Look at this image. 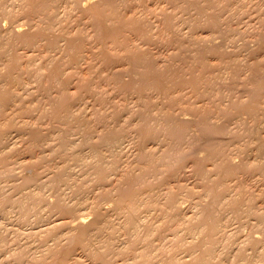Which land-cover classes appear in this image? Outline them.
Segmentation results:
<instances>
[{"label":"rangeland","instance_id":"rangeland-1","mask_svg":"<svg viewBox=\"0 0 264 264\" xmlns=\"http://www.w3.org/2000/svg\"><path fill=\"white\" fill-rule=\"evenodd\" d=\"M12 52L0 264H160L209 246L210 264H264V0H0V82L17 74ZM109 134H123L113 151ZM23 189L39 194L27 219Z\"/></svg>","mask_w":264,"mask_h":264},{"label":"bare ground","instance_id":"bare-ground-1","mask_svg":"<svg viewBox=\"0 0 264 264\" xmlns=\"http://www.w3.org/2000/svg\"><path fill=\"white\" fill-rule=\"evenodd\" d=\"M89 1H91V0H89ZM18 26H21V25H18ZM17 25H16V28L18 27ZM21 28H17L16 30L20 33V31H21V33L20 34H22V35H24L25 36V38L27 39V41L28 42H33L34 41V35L33 34H29V33H27V35H26V32H23L22 33V30H20ZM66 40L68 39V45L66 46L67 47V49L68 50H70V52H72L70 55H71V57L70 58H72V61H75V62H78V60L80 59V57L82 56L81 55V50H80V48H81V42H79V40H75L74 41V39L72 40V38H68V36L67 35H65V37H64ZM81 52V53H80ZM6 54V53H5ZM10 55H11V57H10ZM7 60H8V62H9V66H10V69H13L14 70V72L16 71L17 72V74H18V71H20L21 69H22V64L19 62V57H18V55L14 52H12V53H9V55L7 56ZM11 71V73L10 72H8L7 73V76H6V80H3L2 82H0V113L2 114V112H4L5 110L4 109H6V108H9L10 107V103H11V101L13 100V98H14V93H12L11 91H10V88H9V85H11V84H14V85H18L22 80H21V77H20V73L17 75H14L15 73H12V70H10ZM21 72V71H20ZM22 74V73H21ZM24 90V89H23ZM26 90V89H25ZM65 97H68V95L67 94H65V93H63L62 94V96H61V102H60V106L62 107L59 111H58V113L60 114V115H62L63 116V118H64V122L65 121H69V119L72 117V114H71V112L68 110L69 109V105L68 104H66L65 105V103H64V101H65ZM74 97L71 95L70 96V99H73ZM10 104V105H9ZM12 108V107H11ZM5 113V112H4ZM0 114V115H1ZM5 115V114H4ZM6 116V115H5ZM4 116V117H5ZM6 118V117H5ZM7 120H8V117H7ZM6 122H11V121H6ZM87 123V122H86ZM23 125V124H22ZM85 128V127H84ZM87 128V127H86ZM65 129V128H64ZM63 130V129H62ZM10 131V130H9ZM9 131H6V129L5 128H3L1 125H0V161H3V162H5L8 158H9V156L11 155V153H12V151L14 152L15 150V147H13V145H12V142L10 143V142H7V141H5V138H6V136L7 135H9L8 133H10ZM67 131V129H65L64 130V132H66ZM68 132V131H67ZM66 134V133H65ZM123 135V134H122ZM122 135H116V134H109V135H106L105 137H103V139H102V143L104 144V145H106V146H108V148L107 149H110V150H112L113 151V149H115V147H116V145H117V143H119L120 142V140H122ZM67 137V136H66ZM255 137V136H254ZM33 138H34V142L36 143H38L39 141H41V138H42V136L41 135H39L38 134V132L37 131H35L34 133H33ZM105 138V139H104ZM256 139L258 138V137H255ZM255 139V140H256ZM145 140L146 139H141V143L142 142H145ZM8 143H10L12 146H10ZM65 143H66V141H65ZM102 144V145H103ZM258 144H259V147H263L264 146V137H259V139H258ZM258 144H257V148H259L258 147ZM65 145V144H64ZM100 145V144H99ZM141 145V144H140ZM106 146H104V147H106ZM142 146H143V143H142ZM93 147V146H92ZM141 147V146H140ZM50 148V147H49ZM97 145H94V147L92 148V149H94V150H97ZM111 148H113V149H111ZM261 148H259V149H261ZM46 149H47V147H46ZM48 150V149H47ZM97 151H99V150H97ZM96 151V152H97ZM112 151H110V152H112ZM141 151V150H140ZM95 151H94V153H96ZM262 152V151H261ZM96 154H99V152L98 153H96ZM102 154V153H101ZM21 160V159H20ZM19 160V161H20ZM18 161V160H17ZM16 161V162H17ZM254 161V160H253ZM256 161V160H255ZM22 162V161H21ZM20 162V163H21ZM6 163V162H5ZM14 163V162H13ZM17 163H19V162H17ZM201 163V162H200ZM199 163V165H200V167H201V169H202V165ZM260 163H262V162H260ZM213 164V163H212ZM244 164V163H243ZM259 166V168L261 169V171H262V173H264V163H262L261 165L259 164L258 165ZM100 168L99 169V174H100V177H99V179L101 178V180L103 179H106V177H108V175L106 174V171L107 170H111V171H113L114 172V174H116L117 175V173L118 172H116L115 171V164H111L109 167H104V168H102V166H97V168ZM257 167V166H256ZM203 168H204V166H203ZM258 168V167H257ZM205 169H207V168H205ZM204 169V170H205ZM98 170V169H97ZM199 170H200V168H199ZM211 171V170H210ZM215 171V170H214ZM201 172H206L205 173V175L206 176H208V178L210 177V179H212V180H214V178H211V176H209L208 175V173H207V171H200V173ZM199 173V174H200ZM226 173H228V174H230L231 173V170H228ZM217 174V173H216ZM215 174V175H216ZM256 174V173H255ZM121 176H119V174H118V176L120 177H118L119 178V181L122 179L121 177H122V174H120ZM204 175V176H205ZM211 175V174H210ZM40 176H42V175H40ZM48 176V175H47ZM46 176V177H47ZM99 176V175H98ZM202 176H203V174H202ZM218 177V176H217ZM36 178V177H35ZM207 178V177H206ZM216 178V177H215ZM203 179H205V178H203ZM36 181L35 182H37V185L39 186L41 183H45V182H47L46 181V179H45V182L44 181H37V178L35 179ZM206 180H209V179H206ZM218 180V179H217ZM236 180V179H235ZM106 181H109L108 179L106 180ZM117 181H118V179H117ZM28 183V182H27ZM107 183V182H106ZM43 185V184H42ZM232 185V184H231ZM41 186H39V188H40ZM24 188V187H23ZM27 188V187H26ZM264 188V187H263ZM165 189V188H164ZM23 190H25V189H23ZM178 192H180V190H178ZM260 192V191H259ZM258 192V193H259ZM21 194V196L19 197L18 196V198H16L14 201H16V203H17V205H18V211H19V214L21 215V217H23V218H25V219H27L26 217H28L27 216V212H28V210H30V209H32V210H34L35 208L37 209V207H36V204H35V202H37L38 201V199H39V197H38V193H34V191H31V189H30V191H27V190H25L24 192H20ZM180 194H181V192H180ZM19 195V194H18ZM223 197L225 196V194H223L222 195ZM7 199H8V197H6ZM4 199H5V197H4ZM12 199V198H11ZM10 198L8 199V200H11ZM178 199V196H177V194H174L173 195V193L171 194V196H170V205H171V208L172 209H175V214L176 215H179L180 214V210H181V206L179 205V206H177L176 205V200ZM3 200V199H2ZM27 200H31L32 201V205H30L29 203H26L27 202ZM7 201V200H6ZM132 201L134 202V201H137V198H132ZM237 201L238 200H235L234 201V204H236L237 203ZM30 202V201H29ZM15 203V202H14ZM31 203V202H30ZM132 204V203H131ZM131 206V205H130ZM132 208V207H131ZM130 208V210L128 211V213H127V218L129 219V221H130V223L129 224H131V225H133V226H131L132 228H134V227H136L137 226V224H139L140 223V219L138 218L139 216H138V214H137V210L135 211V209L133 210V208L131 209ZM71 209V208H70ZM128 209H129V207H128ZM73 210V208L70 210V211H72ZM80 210V209H79ZM74 212V211H73ZM79 212V211H78ZM82 212V211H81ZM84 213V212H83ZM83 213H77V214H75V215H72V216H74L70 221L69 220H61L60 219V221L58 222V223H67L68 225H70V224H72L71 222L74 220V219H76V222L78 221V222H83L84 221V219L86 218L85 216H86V214L84 215ZM196 215V214H195ZM193 218H195V217H191L190 218V220H192ZM57 219V218H56ZM59 219V218H58ZM67 219V218H66ZM19 220V219H18ZM63 221V222H62ZM17 222V221H16ZM19 222H21V220L19 221ZM25 222V221H24ZM31 222V221H30ZM57 222H55V223H57ZM57 223V224H58ZM23 224V223H22ZM21 224V225H22ZM35 224V223H34ZM51 224V223H50ZM54 224V223H53ZM52 224V225H53ZM40 225V224H39ZM52 225H51V227L49 226V227H46V226H44V227H46V228H44V229H47V228H52ZM55 225V224H54ZM53 225V226H54ZM20 226V225H19ZM38 226V225H37ZM71 226V225H70ZM16 227H17V225H16ZM68 227V226H67ZM211 230H214V229H217V228H215V224L214 223H212V224H209V226H208ZM30 228V227H29ZM56 228V227H55ZM17 229V228H16ZM27 229V228H26ZM44 229H40L39 231H42V230H44ZM189 229L192 231L191 233L192 234H195V233H197V231H200V227L198 226V223H194L193 225H191L190 227H189ZM14 230V229H13ZM21 230V229H20ZM48 230V229H47ZM54 230V229H53ZM57 230V229H56ZM34 231V230H33ZM25 232V231H24ZM49 232V231H48ZM48 232H46V233H48ZM36 233H38V232H36ZM45 233V234H46ZM25 234V233H24ZM27 234V233H26ZM28 234H30V233H28ZM32 234V233H31ZM34 234H35V231H34ZM29 236V235H28ZM31 236V235H30ZM33 236V235H32ZM40 236H43V235H40ZM52 236H53V234H52ZM209 236L210 237H212V233H210L209 234ZM191 239H189L188 240V242H192L193 240H194V236L193 235H191V237H190ZM45 240V239H44ZM54 241V240H53ZM45 242H47L46 240H45ZM0 244H1V242H0ZM45 244V243H44ZM1 246V245H0ZM3 246V245H2ZM47 246V245H46ZM45 246V247H46ZM49 248H47V250H48ZM212 249H213V247L212 246H209V247H207L205 250H203V251H197L196 249H193V250H191V251H189L186 255L187 256H189V258H185V260H184V258H183V261L182 262H179L176 258L174 259L172 256H170V260H168L167 259V261L165 260V261H163L162 263H160V264H210L211 263V261H212V254H213V251H212ZM44 250H46V249H44ZM82 250V249H81ZM43 252V251H42ZM45 252V251H44ZM1 254V253H0ZM44 254V253H43ZM71 254V253H70ZM76 254V253H75ZM67 254H65V256H66ZM69 255V254H68ZM186 256V257H187ZM1 257V256H0ZM68 257V256H67ZM33 259H35V258H33ZM32 259V261H34ZM65 259V258H64ZM172 259V260H171ZM36 261L38 260V258H36L35 259ZM62 260V259H61ZM66 260V259H65ZM74 260V259H73ZM76 260V259H75ZM79 260V259H78ZM31 261V262H32ZM64 261V260H63ZM69 260H67V262H68ZM77 261V260H76ZM110 261V260H109ZM102 262H104V261H102ZM217 262V261H216ZM220 262H221V260H220ZM220 262H217L218 264L220 263ZM36 262H34V264H35ZM38 263V262H37ZM105 263H106V261H105ZM213 264L215 263V261L214 262H212ZM21 264V263H20ZM102 264V263H101ZM237 264V263H236ZM239 264V263H238ZM241 264V263H240Z\"/></svg>","mask_w":264,"mask_h":264}]
</instances>
